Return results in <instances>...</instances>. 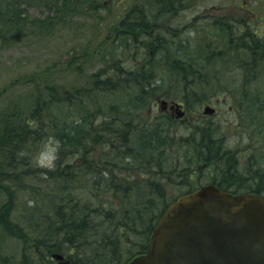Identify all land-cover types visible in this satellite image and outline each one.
I'll use <instances>...</instances> for the list:
<instances>
[{
	"label": "trees",
	"instance_id": "trees-1",
	"mask_svg": "<svg viewBox=\"0 0 264 264\" xmlns=\"http://www.w3.org/2000/svg\"><path fill=\"white\" fill-rule=\"evenodd\" d=\"M29 7H39L45 16L30 17ZM189 8L182 0H0L1 47L15 46L27 35H47L51 24L65 17H84L101 40L90 58L102 64L85 78L74 67V79L61 85L50 80L30 85L21 96L28 103H8L0 110V193L5 195L0 231L23 243L18 255L13 247L4 252L0 241V264H43L52 254L67 264H127L146 251L169 203L188 193L176 179L202 172L204 182L228 192H247L252 181L264 180V166L245 169L235 152L228 157L220 151L227 149L219 132L223 122L215 115L199 117L188 128L180 123L177 128L186 134L173 132L167 115H152L156 99L195 111L213 99L216 93L202 91L218 83L216 70L207 74L203 67L204 54L222 52L221 57L243 36L220 28L224 47L218 51L214 42L202 45L200 30L179 42L177 23ZM71 47L67 54L73 61L77 48ZM164 78L172 88L160 82ZM116 93L124 98L114 102ZM112 111L125 119L108 123L103 118ZM160 123L169 125L165 133L158 130ZM110 130L115 134L106 133ZM48 142L55 146L53 160L39 166ZM132 143L141 149L131 159ZM184 152L195 155L191 162L184 161ZM178 168L185 173L178 175Z\"/></svg>",
	"mask_w": 264,
	"mask_h": 264
},
{
	"label": "rangeland",
	"instance_id": "rangeland-1",
	"mask_svg": "<svg viewBox=\"0 0 264 264\" xmlns=\"http://www.w3.org/2000/svg\"><path fill=\"white\" fill-rule=\"evenodd\" d=\"M194 2V8L188 11L187 14H184L187 15L188 19H193L194 16L197 17L198 20L196 25L199 27L198 30L201 31L198 39L202 45L208 42H214V45H217L216 42L212 40V35H214L216 23L221 19H226L228 22L234 24H238L239 21H250V24L258 27L261 31L264 30V18H261L264 13V0H194L193 3ZM28 11L30 17L33 18L45 16V11L39 7H29ZM259 13L261 16H259ZM61 21L63 22L60 24H58V22H53L51 24L53 26L49 29L47 35H27V37L15 46L5 48L0 46V110L4 106H7L8 103H28L25 101L24 97L21 96H25V94L29 92L30 85H39L42 81L45 83L46 80H50L48 84L53 82L61 85L74 79V67H80L79 76L85 78L87 77L86 75L92 74L97 68L102 66L97 58H95V60H91L90 58V56L95 55L93 53L94 50L100 49L101 40H96V36L99 35V32L96 34L93 30L89 31V20L84 17H71V19L65 17V19ZM77 27H82L83 32L77 33ZM187 33L188 32H186V34ZM194 35L195 34H192L189 38H194ZM181 37L183 36L178 35L179 39H181ZM93 39L95 40L92 41ZM72 45L74 48H77V50L72 51L74 55L73 61L71 56L67 54V50L72 48ZM106 46L107 45H103L101 47L106 49ZM84 52H86L87 55L83 56L82 53ZM66 66L69 68H66ZM261 68L264 69V63L261 65ZM259 73H261L259 80L262 81L263 85L264 71H259ZM25 79L27 81H25ZM160 101L159 99L155 100L152 115L165 112L163 111L164 106L159 103ZM225 104L226 105L220 104L218 107V115H215L214 120L223 122L221 125L223 126L222 131L221 129L219 131L225 133L222 145L229 148L232 154L235 152V155L239 158L242 151L248 149V146H255L258 142H252L251 139L248 142L244 137L240 138L237 136V130H241L243 126L244 114L237 108L238 103H236V100L226 101ZM167 105L169 106L170 103H167ZM230 107L232 109H229ZM230 111H232V113H230ZM171 112L175 115L173 111ZM164 115L169 117L168 112H165ZM186 116L187 117H184L182 122L185 128H188L193 123L192 120L195 116L188 112ZM174 117L177 118L176 115ZM173 132L178 134L188 133L187 129L181 130L179 128H176ZM47 145L45 152L38 159L39 166L49 165L53 160L52 153L54 152L55 146L49 142ZM253 154L252 148L248 155L253 156ZM254 158L255 162L261 163L257 156ZM202 174L201 172L198 174L199 176L192 178V180H190V186L182 184L181 186L185 187L183 190L191 193L195 188L204 183L205 180L200 178ZM168 193L172 195V189H168L167 194ZM0 198V202L4 200V193L1 194ZM0 241L6 253L12 251L11 249L16 242L15 240L7 238L1 231ZM13 250L18 252L19 255L21 246H14Z\"/></svg>",
	"mask_w": 264,
	"mask_h": 264
},
{
	"label": "water",
	"instance_id": "water-1",
	"mask_svg": "<svg viewBox=\"0 0 264 264\" xmlns=\"http://www.w3.org/2000/svg\"><path fill=\"white\" fill-rule=\"evenodd\" d=\"M127 264H264V201L203 186L168 206Z\"/></svg>",
	"mask_w": 264,
	"mask_h": 264
},
{
	"label": "bare ground",
	"instance_id": "bare-ground-1",
	"mask_svg": "<svg viewBox=\"0 0 264 264\" xmlns=\"http://www.w3.org/2000/svg\"><path fill=\"white\" fill-rule=\"evenodd\" d=\"M165 1L167 0H164V2ZM182 1L186 2L190 6L189 11L194 8V0L192 2H189L191 0ZM173 15L176 16V14ZM259 16H261V14ZM262 17L264 18V13L262 14L261 18ZM195 19L196 18L188 19L187 16H183V23H177V25L182 28V30L178 32L177 36H183L181 37V39H178L179 42H183L184 44V39L189 38L192 34L199 31V27L195 23L197 22V19ZM249 22L250 21H239L238 24H234L228 22L226 19H221L216 23V29L214 35H212V40L217 44L215 45L217 51L218 49H222L224 47V45L221 44V42H223L224 40V36H222V29L226 31L228 29L237 30L243 36L237 39L238 41L231 42L229 46L224 49L226 50V54L221 57L220 55L222 52L216 55L211 53L204 54V57H206L204 58V60L207 59V64L203 67L207 74H210L212 71L216 70L218 83H212L208 86H205L202 88V91L208 94L216 93V95L211 94V98L213 99L203 101L198 111H195L190 107H185V110L191 114L200 116V118L204 120L205 118L212 117L213 115H218V107L220 106V104L226 105V101H230V98L232 96L235 97L238 103L237 108L242 111V114H244L243 126L241 127V130H237L236 134L240 138H250L252 142H258L255 146H253V153L254 156H257L258 160L261 161L262 164H264V107H262V105L264 106V89L262 87V81L259 80V77H261V73H259V71H264V69L261 68V65L264 63V30L261 31L258 27H255ZM220 28L222 29L220 30ZM186 32L188 33L186 34ZM241 63L243 64V66H238ZM163 73L166 77L171 76V72L167 68H164ZM160 82L163 85L172 88V83L167 78H164ZM118 94L119 93L111 95L114 102L119 101V99L121 98H124L123 94ZM256 96H258V100L262 105L254 100V98H257ZM159 103L163 106L167 103H170L172 108L174 107L175 109L178 106L180 111L183 106L179 103H173L171 101L168 102V100H161ZM206 110L211 111L210 114L205 113ZM183 115L180 118L177 117L176 121L173 120L174 122L172 124V128L176 129L180 122L183 121L179 120L183 119ZM123 118L125 119V117H117V115H115V111H112L111 114H109V117H104L103 119L108 123L113 124L114 122L117 123V121ZM194 121L196 120H193L192 122ZM168 127V124H165L164 126L163 123H160L158 125V130H160L162 133H165L169 129ZM106 133L115 134V131L110 130ZM100 135H103L101 131ZM211 145L210 146L214 149H216V147H219L217 145V142L214 140L212 141ZM129 148L131 149L129 155L131 159L141 149L139 144L134 143L130 144ZM162 148L171 152L168 146H162ZM224 148H226L227 151L221 149L220 151L224 155L231 157V151L229 150V148H227L226 146H224ZM251 150L252 149L249 148L247 149L248 152ZM166 152L164 153L163 151H161V155H167ZM194 156L191 157L190 153L187 152H184L182 154V157L186 162H191V159H193ZM176 165L177 167H179V162H177ZM240 170L244 171L243 169ZM176 172L179 175V172L185 173V170L178 168ZM242 179L244 180L245 178L242 177ZM262 182H264V180H262ZM262 185L264 187V183H262ZM21 245H23V243L17 240L14 243L13 247Z\"/></svg>",
	"mask_w": 264,
	"mask_h": 264
},
{
	"label": "flooded vegetation",
	"instance_id": "flooded-vegetation-1",
	"mask_svg": "<svg viewBox=\"0 0 264 264\" xmlns=\"http://www.w3.org/2000/svg\"><path fill=\"white\" fill-rule=\"evenodd\" d=\"M182 109L183 110H181L182 112H183V119H179V120H184V117H187L186 116V114H187V112L188 111H186L185 110V107H183L182 106ZM229 109H232L231 107L229 108ZM163 111H165V112H168L169 113V117H171V119L172 120H174V121H176V117H174L177 113L175 112V109H174V107L172 108V106L170 105V106H168L167 104H165L164 105V107H163ZM171 111H173L174 113H175V115L171 112ZM164 112V113H165ZM189 113V112H188ZM192 115H194L195 117L193 118V120H198L199 119V117L200 116H197V115H195V114H192ZM192 120V121H193ZM224 136H225V133H224ZM248 140V142H249V140H250V138L249 139H246V141ZM249 147V149H252L253 147H251V146H248ZM249 154V152L247 151V149H245V151H242V153L240 154V156H239V159H240V161H242V163H241V165H243L244 167H245V169H246V167H248V165L249 164H251L252 166L250 167V168H252V169H257L258 167H263L264 166V164H262V163H259V162H255V156H254V154H253V156L252 155H248ZM243 169V168H242ZM259 178L257 177V180H258ZM190 180H192L191 178H190ZM190 180H184V181H182L181 180V178L179 179V180H177L176 179V182L177 183H180V184H185V185H188V186H190ZM244 181H246V182H248L247 180H245L244 179ZM252 183V187H250V189L249 190H247V192H229V193H231V194H233V195H236V194H244V195H247V194H250V195H254V196H259V197H261L263 200H264V187H263V185H262V183H264V182H261V181H257V182H255V181H252L251 182ZM205 184H209V183H206V182H204V183H202L199 187H197V188H195L194 189V191L195 190H197V189H200V188H202V186L203 185H205ZM217 187V186H216ZM182 188V187H181ZM232 191V190H231ZM180 196H182L181 194H180ZM43 264H67V262L65 261V259H63V260H59V261H54V260H52L51 259V257H46L44 260H43Z\"/></svg>",
	"mask_w": 264,
	"mask_h": 264
}]
</instances>
